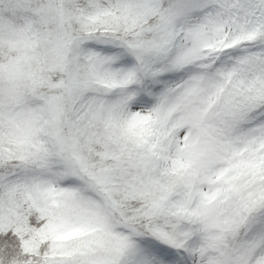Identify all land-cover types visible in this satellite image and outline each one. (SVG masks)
<instances>
[{
    "label": "snow or ice",
    "instance_id": "obj_1",
    "mask_svg": "<svg viewBox=\"0 0 264 264\" xmlns=\"http://www.w3.org/2000/svg\"><path fill=\"white\" fill-rule=\"evenodd\" d=\"M0 264H264V0H0Z\"/></svg>",
    "mask_w": 264,
    "mask_h": 264
}]
</instances>
